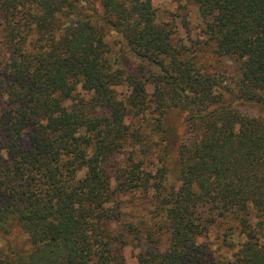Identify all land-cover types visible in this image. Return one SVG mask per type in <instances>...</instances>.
<instances>
[{
	"label": "trees",
	"instance_id": "16d2710c",
	"mask_svg": "<svg viewBox=\"0 0 264 264\" xmlns=\"http://www.w3.org/2000/svg\"><path fill=\"white\" fill-rule=\"evenodd\" d=\"M188 1L207 36L193 50L175 44L154 0H0V232L18 229L30 246L0 249V264H202L200 238L228 218L245 240L218 264H264V117L234 105L264 104V0ZM111 32L138 73L115 57ZM197 47L235 64L228 86ZM130 112L143 120L134 130ZM174 113L189 134L175 180L164 164L109 171L127 145L144 148L149 120L159 151L174 150ZM137 192L155 229L123 220L120 197Z\"/></svg>",
	"mask_w": 264,
	"mask_h": 264
},
{
	"label": "rangeland",
	"instance_id": "374dc122",
	"mask_svg": "<svg viewBox=\"0 0 264 264\" xmlns=\"http://www.w3.org/2000/svg\"><path fill=\"white\" fill-rule=\"evenodd\" d=\"M92 1V0H91ZM95 5H99V0H94ZM154 8L156 10L158 21L161 23H167L173 29V39L175 44L181 42L192 46V50L195 48V44H203L206 41L207 36L204 30V24L199 15L198 6L191 3L188 0H154ZM111 44L115 57L121 62V66L129 72L138 73L139 61L130 56L126 50L119 45L122 39L114 32H111L107 39ZM0 44V55L2 54V48ZM199 53V47L195 50ZM113 57V56H112ZM199 60L208 66L212 67L213 73H216L220 82V86L226 87L227 83H231L235 77L236 66L232 61H222L218 63L216 58L205 54ZM223 69H227V72H222ZM222 70V71H221ZM152 89V88H151ZM119 99H126L129 95L127 88L118 87L116 89ZM222 90H220L221 92ZM229 99V98H228ZM235 101V100H234ZM228 100V102H234ZM235 106L244 115L251 117H264V104H247L241 101H235ZM186 116L174 113L169 116L167 125L169 129L174 133L173 137H176L178 141L176 148L171 149L169 154H164L159 151L161 149V134L159 130L153 126L154 120H149L148 125L145 123L144 135V148L139 149L134 144H129L125 149L118 153L114 159L109 163L112 172L118 164H123L127 169L134 167L135 170L143 169L148 171H156L158 167L169 165V180L173 181L177 177L178 163L176 151L177 146L186 140L189 136L186 122ZM141 120L137 115H133L131 112L128 114L125 120V124H128L132 130L136 129L141 124ZM147 165V166H146ZM121 166V165H120ZM148 167V168H147ZM114 175V174H113ZM110 191L116 190L115 181H112ZM117 199V196L115 197ZM123 203V220L126 222L138 223L143 221L148 228L153 227L155 229L156 220L152 219L153 205L149 197H144L140 192L132 193L120 197ZM112 201V200H111ZM113 203V201H112ZM110 204L113 206V204ZM155 215V214H154ZM228 220V221H227ZM159 223V220H158ZM157 223V225H158ZM235 219L218 220L213 226H211L199 243H201L208 253V256L202 264H218L221 259L230 258L239 248L245 238L240 233L239 224ZM11 245L19 251H27L30 249L28 246L26 237L23 232L16 229L12 231L10 236H6L0 232V249L8 250V246ZM139 248L128 247L125 249V256L127 261L135 263V256L138 254Z\"/></svg>",
	"mask_w": 264,
	"mask_h": 264
}]
</instances>
